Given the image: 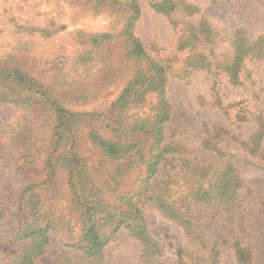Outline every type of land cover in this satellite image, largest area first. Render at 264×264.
<instances>
[{
  "label": "trees",
  "instance_id": "trees-1",
  "mask_svg": "<svg viewBox=\"0 0 264 264\" xmlns=\"http://www.w3.org/2000/svg\"><path fill=\"white\" fill-rule=\"evenodd\" d=\"M56 1L73 18L89 9L114 21L109 31L84 35L87 43L76 60L57 61L52 69L56 89H51L44 76L26 71L19 61L34 47L28 37L37 31L44 36V30L9 20L16 38L0 55V103L20 112L0 127V244L16 247L18 255L5 264H43L46 255L60 258V264H105L106 248L123 232L139 243L142 264H225V254L230 264H253L247 242L252 188L231 154L264 163V95L253 92L262 104L253 110L245 102L224 104L219 88L223 80L243 87L247 65L264 64V26L238 25L225 50L217 52L218 27L203 17L192 21L198 7L182 0H148L175 26L178 41L170 59L147 53L136 35L141 0ZM181 14L187 21H180ZM199 73L212 84L208 97L198 94L200 105L225 113L239 107L236 123L239 129L254 125L251 136L203 123L191 130L199 152L176 139L180 130L167 136L170 82L191 84ZM117 81L120 92L100 112L63 103H85ZM45 112L54 118L48 134L41 131L43 142L44 133L49 138L47 154L34 139ZM214 154L225 160L222 167L212 161ZM148 211L182 230L198 250L190 253L187 246L157 239L148 229ZM217 223L232 226L236 236L206 237ZM168 253L175 260L166 258Z\"/></svg>",
  "mask_w": 264,
  "mask_h": 264
},
{
  "label": "rangeland",
  "instance_id": "rangeland-1",
  "mask_svg": "<svg viewBox=\"0 0 264 264\" xmlns=\"http://www.w3.org/2000/svg\"><path fill=\"white\" fill-rule=\"evenodd\" d=\"M189 5L199 8L198 14L192 21L197 22L199 18H205L208 22L219 29V39L216 41V51H224L233 30L242 23H251L259 30L264 26V0H182ZM141 18L136 25V35L142 42L144 49L152 56L169 57L176 52L178 36L175 26L162 14H158L148 5V0H141ZM90 8V7H89ZM64 13V14H63ZM11 16L15 22L25 21L33 29L44 30L40 34L37 31L28 40L35 42L31 52L20 55L19 61L23 68L37 76H44V82L51 88H55L53 70L60 58H68L70 62L76 59L78 53L82 52L87 43L84 35H92L109 31L112 28L113 18L105 14L95 15L88 9L79 17L73 18L72 11L62 8L56 0H0V55L8 51L11 44L15 42L14 27L10 23ZM180 21H187L185 14H181ZM117 26V25H115ZM182 26L178 25V29ZM119 29V27H118ZM48 32L54 34L47 35ZM54 63V65H53ZM179 63H173L176 65ZM248 72L244 78L243 87H233L226 84L225 80L220 83V91L223 95L224 104L243 103L249 109L261 108L260 101L253 99V92L263 96L264 93V64H248ZM188 81L174 80L169 84V98L172 104V116L167 126L166 134L173 133L175 129L182 133L176 137L177 140L192 145L199 152V142L192 133V129L199 128L203 123L209 127L221 126L225 130L237 134L242 138L252 135L255 126L244 124L242 129L236 123V113L239 107L230 108L227 113L217 107L210 105L202 106L198 101V94L209 96L212 87L211 78L203 73L197 74ZM95 86V85H94ZM121 90V81L113 85L108 84L99 91L96 97L83 103L81 100L73 102L67 99L63 102L73 110L100 112L104 105L109 102ZM251 96V99H250ZM249 98V99H247ZM211 100L210 98L207 99ZM250 105V106H249ZM19 110L11 105L0 103V127L8 124L13 117L19 114ZM54 122L53 115L44 114V121L39 122L36 128V143L44 144L47 154L49 138L47 136ZM52 129V128H51ZM41 131L44 133V142ZM41 135V136H39ZM34 142V143H35ZM44 154V156H45ZM212 161L218 167L224 165L225 160L217 155H210ZM237 163L242 178L252 188V195L248 199V205L252 209L251 230L248 231L247 242L253 248V264H264V205H260L264 197V163L253 161L240 152L231 154ZM45 158V157H44ZM95 157H92L94 160ZM148 229L157 239L172 243L175 247H185L190 253L198 250L199 246L188 243L186 235L178 227L162 218L154 211L145 214ZM200 227V224H198ZM227 232L230 237L236 236L232 226L225 223H217L206 233V237ZM187 242V244H186ZM17 248L0 244V264H5L16 257ZM226 255L225 264H230L232 258ZM140 245L134 239L123 232L116 242L110 244L105 250V264H142L140 258ZM166 258L175 260L173 254L168 253ZM43 264H60V258L46 255L42 259ZM196 264V263H192Z\"/></svg>",
  "mask_w": 264,
  "mask_h": 264
}]
</instances>
